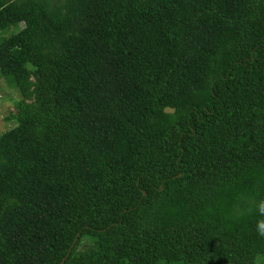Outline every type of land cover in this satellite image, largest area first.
Wrapping results in <instances>:
<instances>
[{"label":"trees","instance_id":"trees-1","mask_svg":"<svg viewBox=\"0 0 264 264\" xmlns=\"http://www.w3.org/2000/svg\"><path fill=\"white\" fill-rule=\"evenodd\" d=\"M0 264H264V0H0Z\"/></svg>","mask_w":264,"mask_h":264},{"label":"rangeland","instance_id":"rangeland-1","mask_svg":"<svg viewBox=\"0 0 264 264\" xmlns=\"http://www.w3.org/2000/svg\"><path fill=\"white\" fill-rule=\"evenodd\" d=\"M20 98V94L10 88L4 79L0 80V134L5 133L15 125L14 122H7L5 118L15 112L14 101ZM163 264H183V263H163Z\"/></svg>","mask_w":264,"mask_h":264},{"label":"water","instance_id":"water-1","mask_svg":"<svg viewBox=\"0 0 264 264\" xmlns=\"http://www.w3.org/2000/svg\"><path fill=\"white\" fill-rule=\"evenodd\" d=\"M66 259H67V258H65L61 264H65V260H66Z\"/></svg>","mask_w":264,"mask_h":264}]
</instances>
